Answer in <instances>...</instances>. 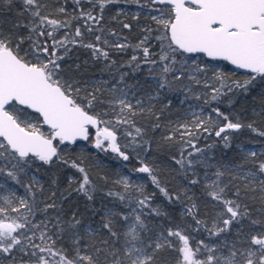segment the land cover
Here are the masks:
<instances>
[{"label":"snow or ice","instance_id":"6c2138e0","mask_svg":"<svg viewBox=\"0 0 264 264\" xmlns=\"http://www.w3.org/2000/svg\"><path fill=\"white\" fill-rule=\"evenodd\" d=\"M118 2L74 0L79 15L73 19L82 20L89 33H103L104 9ZM124 2L154 13L150 19L155 28L145 27L134 46L117 37L110 47L114 52L129 47L139 52L120 67L133 76L146 70L150 84L129 83V72L117 69L110 84L81 87L64 66L69 45L90 50L94 59L115 68L109 41L95 35V43H82L80 27L70 39L71 22L47 13L45 0H22L19 19H0V177L24 192L17 195L12 188L5 192L0 183V264H264V148L257 152L238 145L239 160L225 162L209 155L215 143L198 146L201 138L215 136L230 148L229 133L245 128L264 138V130L253 123L234 121L219 107L206 114L204 107L227 93H247L256 83H264V0ZM84 3L99 13L79 7ZM11 8L12 0H0V11ZM55 12L67 16L64 6ZM122 14L120 10L117 16ZM122 27L131 30L132 25ZM61 29L65 35L57 39ZM109 34L117 36L114 31ZM152 41L158 52L152 51ZM220 62L234 66L245 78L232 79ZM193 86L205 90L203 100ZM171 93L183 94L180 105L190 98L202 104L188 103L185 115L190 119L162 124L173 106L167 98ZM165 99L156 109V103ZM254 114L264 117V108ZM143 118L153 121V130H167L165 141L179 140V158L171 159L185 183L168 187L162 173L140 159V152L151 150V141L145 139L147 126H140ZM81 141L118 160L137 158L140 167L131 172L147 174L169 205L182 206L181 216L191 219L192 225L177 223L168 211L154 206L155 194L132 180L131 173H117L111 181L100 177L112 187L98 188L86 167L85 148L72 155ZM55 166L80 174L77 181L69 177V183L75 182L74 191L89 203L102 197L101 208L91 210L93 215L102 213L98 223H84L75 211L65 218L56 203L57 193L45 195L41 169ZM195 187H202L218 206L207 219L200 218V198L190 195ZM61 198L68 197L61 193ZM50 210L58 214L50 216ZM38 215L44 219L38 220ZM234 228V238L229 239ZM201 233L205 238L196 239Z\"/></svg>","mask_w":264,"mask_h":264},{"label":"trees","instance_id":"16d2710c","mask_svg":"<svg viewBox=\"0 0 264 264\" xmlns=\"http://www.w3.org/2000/svg\"><path fill=\"white\" fill-rule=\"evenodd\" d=\"M148 0H140L141 4H146ZM22 0H12V8L10 11L2 10L0 11V19L5 21L19 19L17 13L21 11ZM47 8L45 11L47 13H53L54 18L60 20H69L71 22L70 29L67 30L69 38L71 39L74 35V30L76 27L81 28L83 33L82 43H95V35H101L102 39H107L109 41V52L110 59L116 62L115 68H109L107 62L104 60L94 59L90 50H87L79 45L73 47L69 45L71 49L68 55L65 57L64 66L70 68L73 71L75 79L80 82L81 87H100L99 82H108L109 84L112 81V77L116 74L117 69L123 72H129L128 68H121V65L126 64L133 55H140L139 52L133 51V47H129L122 52H114L111 49V45L117 42V37L122 39L119 40L120 43H127L130 46L136 45L140 39H142L143 32L142 30L145 27H153L155 25L150 19L149 9H141L134 3H125L124 0H119L118 3L108 5L103 12L104 21L102 26L105 29L103 33L98 31H93L89 33L84 25L82 20L73 19V17L78 16L79 12L76 10L77 5H75L74 0H45ZM64 6L67 11V16L60 15L55 12V9ZM79 7H83L85 10H93L95 14L99 13L98 8H93L91 4L84 3ZM123 10V14L117 16V13ZM135 13H140L139 19H134L133 16ZM115 17V19H113ZM122 23H129L132 25L131 30L124 29ZM7 27V24H5ZM64 29H61L57 32V39L62 38L65 35ZM115 32L117 36H112L109 33ZM158 33H153L157 35ZM126 38V39H125ZM153 52L159 51V46L154 41L150 42ZM27 47V45H25ZM203 59L207 60L208 58L204 57ZM79 65V70H76V66ZM219 67L223 69L232 79L240 80L244 79V75L241 72L235 70L234 66H231L227 62H220ZM147 75L146 70L136 73L134 76L129 72L128 82L134 83L139 81L141 84H150L151 81H146L145 76ZM97 82L93 84L92 82ZM218 86V85H217ZM194 92H199L202 94L204 89L198 86H193ZM225 92L227 90L225 89ZM264 92V83H256L255 85L249 88L247 93L240 91H233L232 93H227L225 96H222L220 100L213 102L210 106L204 105L205 113L207 114L209 108L219 107L221 112L225 115L235 119H239L242 123H253L255 127L260 130H264V117L254 114V110L259 112L261 108H264V96L261 93ZM182 93H171L167 98L173 100V106L166 110L165 117H162L160 123L167 124L169 120L176 121L186 118L185 115V103L180 105L179 100L182 98ZM191 96V94H189ZM166 98V99H167ZM166 99L156 103V109L162 107L166 103ZM191 99V98H190ZM202 100L199 102L202 104ZM213 120H216L215 114H213ZM153 121H150L148 118H143V123L140 126H147V136L145 139L151 141V150L148 152H140V159H143L145 163L149 166L158 169L162 173V179L167 181V186L172 187L180 183H185L181 179V174L176 164L172 162V157L176 156L179 158V150L181 144L179 140L168 142L163 139L167 134L165 128L155 129L150 126ZM231 147L225 148L223 146V141L218 140L215 136L208 137L207 139L201 138L198 142V146L205 147L206 144H216V147L212 150L209 155H215L217 160H223L229 162L232 160H239L240 157V148L237 147L243 146L245 144L247 147H255L254 150L257 152L260 151V148H264V138L259 137L251 130L245 128L241 129L239 132L229 133ZM126 141H121L125 143ZM79 147L85 148V155L89 157L86 161V167L89 169L91 176L93 177L94 183L97 184L98 188L103 191L109 190L111 184L105 185L100 177L107 176L109 180H114L117 178V173L128 175L131 173L132 180L137 183H141L145 186V190L149 193H154L155 204L163 210L168 211L171 214L172 219L177 223H183L185 226L192 225L191 219H185L181 216L180 204L169 205L164 197L154 188L151 184L150 179L147 174H136L131 172L132 169L139 167V162L137 158H133L128 161H122L116 159L113 154L99 153L87 142L81 141L78 146L75 147V150L72 151L73 157L79 153ZM71 151V150H70ZM130 156L133 154L130 152ZM202 171V170H201ZM142 176V180L138 178ZM69 177L73 181H77L80 178V174L74 169L67 168L65 166H55L52 168L41 169V180L44 184L45 195L47 196L50 192H56V203L63 210L62 214L65 218H68L70 214L75 211L78 216L82 219L84 223H93L96 224L101 219V212H97L95 215L92 213V209L101 208L102 197L97 195L94 202L89 203L82 195L74 191L77 187L75 182L69 183ZM55 180V185L52 184V181ZM0 183L11 184L15 187L17 195H23L24 192L19 186H16L13 181L9 180L7 182L3 181V178L0 177ZM61 193L66 195L67 200L61 198ZM71 193V195H68ZM194 194L195 197H199L197 200L198 205L200 206V218L207 219L215 211L218 210V206L215 205L206 196V192L202 187L192 188L190 195ZM231 195V193H229ZM58 213L49 211L50 216H55ZM256 218L255 216L253 217ZM37 219H44L42 215H38ZM166 223V221H161ZM248 224L247 221L244 222V230L247 231ZM235 233V228L233 233L228 235L231 236ZM206 233H201L199 236H196V239H204ZM67 239V238H65ZM207 242V241H206ZM3 264H8V261H3Z\"/></svg>","mask_w":264,"mask_h":264},{"label":"rangeland","instance_id":"374dc122","mask_svg":"<svg viewBox=\"0 0 264 264\" xmlns=\"http://www.w3.org/2000/svg\"><path fill=\"white\" fill-rule=\"evenodd\" d=\"M188 103H191V104H193V105H196V104L199 103V102H197V101H195V100H193V99H189V101L185 104L184 113H185V110H186L187 107H188ZM190 118H191V117L188 116V119H190ZM183 120H186V118L181 119V121H183ZM242 147H243L244 149H252V150L255 149V147H247L245 144H243ZM260 149H261V148H260ZM126 175H127V174H126ZM139 177H140V178H138V180H139V179L142 180V176L139 175ZM9 188H12V189L16 190L15 187L12 186L11 184H8V183H7V184L4 185V190H5V192H6ZM17 194H18V193H17ZM228 238H229V239L234 238V234L231 235V236H229Z\"/></svg>","mask_w":264,"mask_h":264},{"label":"water","instance_id":"95a60500","mask_svg":"<svg viewBox=\"0 0 264 264\" xmlns=\"http://www.w3.org/2000/svg\"><path fill=\"white\" fill-rule=\"evenodd\" d=\"M139 167H140V165H139Z\"/></svg>","mask_w":264,"mask_h":264}]
</instances>
